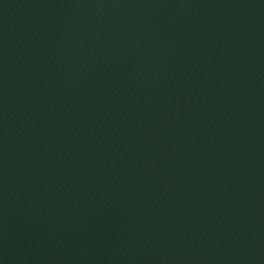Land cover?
Instances as JSON below:
<instances>
[{"label": "water", "instance_id": "95a60500", "mask_svg": "<svg viewBox=\"0 0 264 264\" xmlns=\"http://www.w3.org/2000/svg\"><path fill=\"white\" fill-rule=\"evenodd\" d=\"M0 264H264V0H0Z\"/></svg>", "mask_w": 264, "mask_h": 264}]
</instances>
